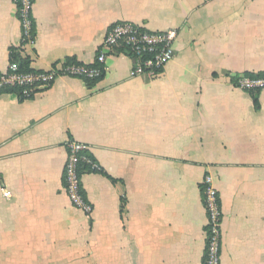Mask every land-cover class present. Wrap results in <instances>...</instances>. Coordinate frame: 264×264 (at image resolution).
<instances>
[{
    "label": "crops",
    "instance_id": "0c3cea01",
    "mask_svg": "<svg viewBox=\"0 0 264 264\" xmlns=\"http://www.w3.org/2000/svg\"><path fill=\"white\" fill-rule=\"evenodd\" d=\"M35 45L21 56L45 71L92 66L119 22L178 32L156 77H132L127 54L104 77H62L28 100L0 95V264H204L203 182L218 191L221 264H264V0H34ZM15 0H0V73L18 49ZM89 146L91 216L64 186L68 144Z\"/></svg>",
    "mask_w": 264,
    "mask_h": 264
},
{
    "label": "built area",
    "instance_id": "2783aa9c",
    "mask_svg": "<svg viewBox=\"0 0 264 264\" xmlns=\"http://www.w3.org/2000/svg\"><path fill=\"white\" fill-rule=\"evenodd\" d=\"M22 36L18 49L12 51L7 69L0 73V95L14 93L20 100H28L39 92L50 88L59 78L71 77L86 81H97L104 75L107 57L115 54H127L134 60L132 77L148 76L156 78L175 58V43L178 32H151L142 25L119 22L112 25L98 51L96 63L86 66L65 62L56 64L45 71L22 70L20 62L14 56H21L28 47L35 45V24L32 17L34 0H15ZM236 87L252 92L264 89V77L242 76L237 79ZM89 146L78 142L68 144V158L64 168V186L74 209L91 216L93 207L83 190L84 167L95 171L96 163L89 154ZM1 181V179H0ZM203 204L207 214L206 248L204 264H221V227L223 213L218 191L207 176L202 184Z\"/></svg>",
    "mask_w": 264,
    "mask_h": 264
},
{
    "label": "trees",
    "instance_id": "16d2710c",
    "mask_svg": "<svg viewBox=\"0 0 264 264\" xmlns=\"http://www.w3.org/2000/svg\"><path fill=\"white\" fill-rule=\"evenodd\" d=\"M14 59L15 60H18L20 62V66L22 68V70H28L29 69V62L28 61H23L22 59H20L18 56H14ZM70 63H76L74 60H69ZM104 77V75L102 76V78ZM246 77H251V78H261V77H264V74H260V75H250V74H247ZM90 82V81H89ZM91 82H95V81H91ZM258 91H252V95L254 96V99H255V102L256 104L258 103L257 99H256V94H257ZM82 172L83 173H90V172H94L92 170H90L88 167H84L82 169Z\"/></svg>",
    "mask_w": 264,
    "mask_h": 264
}]
</instances>
